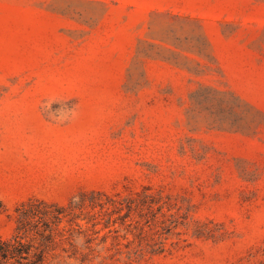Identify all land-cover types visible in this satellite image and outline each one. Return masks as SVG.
<instances>
[{
	"label": "rangeland",
	"instance_id": "374dc122",
	"mask_svg": "<svg viewBox=\"0 0 264 264\" xmlns=\"http://www.w3.org/2000/svg\"><path fill=\"white\" fill-rule=\"evenodd\" d=\"M16 236L0 264H264V0H0Z\"/></svg>",
	"mask_w": 264,
	"mask_h": 264
},
{
	"label": "trees",
	"instance_id": "16d2710c",
	"mask_svg": "<svg viewBox=\"0 0 264 264\" xmlns=\"http://www.w3.org/2000/svg\"><path fill=\"white\" fill-rule=\"evenodd\" d=\"M25 248L26 244L23 243L18 236H16L15 240H0V256L6 259L9 257L24 256L23 253L26 251ZM34 264H36V262H34Z\"/></svg>",
	"mask_w": 264,
	"mask_h": 264
}]
</instances>
